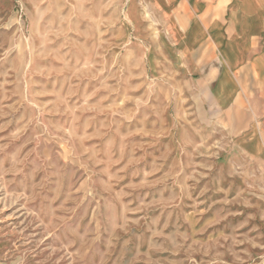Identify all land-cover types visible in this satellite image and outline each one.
Listing matches in <instances>:
<instances>
[{
  "label": "rangeland",
  "instance_id": "rangeland-1",
  "mask_svg": "<svg viewBox=\"0 0 264 264\" xmlns=\"http://www.w3.org/2000/svg\"><path fill=\"white\" fill-rule=\"evenodd\" d=\"M162 34L147 0H0V264H264V169Z\"/></svg>",
  "mask_w": 264,
  "mask_h": 264
},
{
  "label": "crops",
  "instance_id": "crops-1",
  "mask_svg": "<svg viewBox=\"0 0 264 264\" xmlns=\"http://www.w3.org/2000/svg\"><path fill=\"white\" fill-rule=\"evenodd\" d=\"M175 82L229 127L235 158L264 169V0H147Z\"/></svg>",
  "mask_w": 264,
  "mask_h": 264
}]
</instances>
